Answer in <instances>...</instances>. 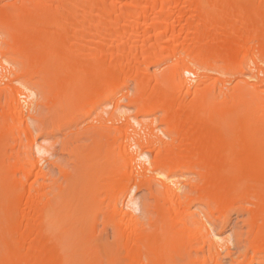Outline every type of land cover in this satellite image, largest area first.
Returning <instances> with one entry per match:
<instances>
[{"label":"bare ground","instance_id":"obj_1","mask_svg":"<svg viewBox=\"0 0 264 264\" xmlns=\"http://www.w3.org/2000/svg\"><path fill=\"white\" fill-rule=\"evenodd\" d=\"M241 263L264 264V0H0V264Z\"/></svg>","mask_w":264,"mask_h":264},{"label":"rangeland","instance_id":"obj_2","mask_svg":"<svg viewBox=\"0 0 264 264\" xmlns=\"http://www.w3.org/2000/svg\"><path fill=\"white\" fill-rule=\"evenodd\" d=\"M42 111H44L43 115H44V120L46 122V125L47 126L53 125L54 127H56L57 125H56L55 121H57L58 119H56L55 115L50 113V110H48L46 108L43 109ZM129 111H128V113L131 114ZM65 136H66L65 133H60V132L51 133L45 137H42L39 141V144L42 147H46V149L50 148V150H54V153H55L54 159H57L60 152H61V150H60L61 143L63 142ZM146 197H147V193L145 191L137 192L136 193L137 203L141 206L142 203L147 199ZM196 208L197 207L195 206L194 209H196ZM217 216H219V215H217ZM243 220L244 219L240 215V212L238 210L226 209L225 215L219 220V222L215 226V229L217 232H219V231L222 232L221 236H220L221 240L231 241L232 245H235L237 242V234L239 232L245 233V231L247 230L246 227L244 226ZM102 227H103V225L101 226V224H99V229L101 228V230H103V231L105 230L104 235L105 234L108 235V236H106L107 239L105 236H104V238L106 239V241L109 240L108 243L112 244L114 242V235L112 234L113 233L112 228L110 226L107 228H104V227L102 228ZM234 251H237V249H235ZM227 262H229V260H227Z\"/></svg>","mask_w":264,"mask_h":264}]
</instances>
